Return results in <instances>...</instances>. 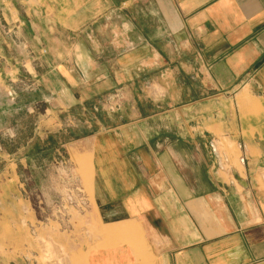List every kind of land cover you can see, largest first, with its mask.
Segmentation results:
<instances>
[{"label": "crops", "instance_id": "obj_1", "mask_svg": "<svg viewBox=\"0 0 264 264\" xmlns=\"http://www.w3.org/2000/svg\"><path fill=\"white\" fill-rule=\"evenodd\" d=\"M43 1L51 96L119 103L91 138V207L109 242L89 264H264V120L229 125L211 107L237 94L264 110V0ZM209 127L233 132L241 166Z\"/></svg>", "mask_w": 264, "mask_h": 264}, {"label": "rangeland", "instance_id": "obj_2", "mask_svg": "<svg viewBox=\"0 0 264 264\" xmlns=\"http://www.w3.org/2000/svg\"><path fill=\"white\" fill-rule=\"evenodd\" d=\"M47 3L0 0V256L21 264H89V249L109 242L91 207V138L108 125L115 102L105 93L74 104L68 95L51 96L61 84L44 61L48 40L55 44L51 36L57 35L46 33L55 23L42 14ZM248 100L258 102L252 95ZM211 107L220 108L215 119L229 125L249 115L264 120L262 108L248 109L237 94ZM208 131L228 138L221 152L235 154L240 165L238 145L226 149L233 132Z\"/></svg>", "mask_w": 264, "mask_h": 264}, {"label": "built area", "instance_id": "obj_3", "mask_svg": "<svg viewBox=\"0 0 264 264\" xmlns=\"http://www.w3.org/2000/svg\"><path fill=\"white\" fill-rule=\"evenodd\" d=\"M112 98H114V102H115V104L112 105L111 108H114L115 106H119V103L116 102L118 98H116V99H115V97H112Z\"/></svg>", "mask_w": 264, "mask_h": 264}, {"label": "bare ground", "instance_id": "obj_4", "mask_svg": "<svg viewBox=\"0 0 264 264\" xmlns=\"http://www.w3.org/2000/svg\"><path fill=\"white\" fill-rule=\"evenodd\" d=\"M105 232H107V229L105 230Z\"/></svg>", "mask_w": 264, "mask_h": 264}]
</instances>
